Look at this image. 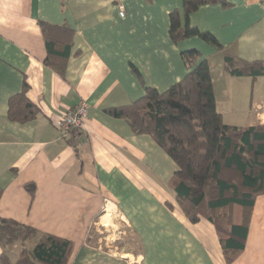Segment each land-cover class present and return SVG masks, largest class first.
<instances>
[{
	"label": "crops",
	"instance_id": "1",
	"mask_svg": "<svg viewBox=\"0 0 264 264\" xmlns=\"http://www.w3.org/2000/svg\"><path fill=\"white\" fill-rule=\"evenodd\" d=\"M224 1L186 17L183 0H0V217L71 240L68 264H131L94 237L114 227L123 236V225L140 243L139 264H264V194L245 248L227 263L215 226L191 222L180 207L170 185L173 158L150 134L105 112L139 99L146 87L163 92L180 82L192 69L182 53L196 49V62L210 64L224 122L264 124V74L225 69L227 55L264 62V0ZM174 12L221 47L199 35L174 41ZM40 21L73 31L69 56L53 55L65 63L63 75L46 63ZM24 83L40 112L19 122L8 116L9 100ZM82 100L88 115L71 144V131L65 136L58 123ZM27 183L35 184L34 195Z\"/></svg>",
	"mask_w": 264,
	"mask_h": 264
},
{
	"label": "trees",
	"instance_id": "2",
	"mask_svg": "<svg viewBox=\"0 0 264 264\" xmlns=\"http://www.w3.org/2000/svg\"><path fill=\"white\" fill-rule=\"evenodd\" d=\"M224 0H183L186 17L201 5ZM48 55L46 63L64 74V62L53 55L69 56L73 31L65 25L39 22ZM170 35L174 41L199 35L221 47L210 32H201L189 22L183 26L176 12L171 15ZM66 43L61 53L60 43ZM184 60L192 66L189 73L166 91L146 87L139 99L105 109L124 119L136 134H150L173 158L177 170L172 178L176 199L188 219L202 218L216 228L227 263L245 248L256 198L264 194V124L233 126L226 124L218 110L212 73L207 59L196 62L200 53L185 50ZM225 69L233 76L258 77L264 74L263 61H247L225 56ZM27 83L9 100L11 120L26 122L36 118L40 109L27 97ZM71 130V144H75ZM26 188L34 195L35 184ZM2 190H0V196ZM22 245L17 257L13 245ZM1 264H68L74 250L71 240L50 234L13 218L0 217Z\"/></svg>",
	"mask_w": 264,
	"mask_h": 264
},
{
	"label": "rangeland",
	"instance_id": "3",
	"mask_svg": "<svg viewBox=\"0 0 264 264\" xmlns=\"http://www.w3.org/2000/svg\"><path fill=\"white\" fill-rule=\"evenodd\" d=\"M109 211L103 216L102 221L107 222ZM119 228V227H118ZM118 228H111L109 231H100L95 233V241L97 245H101L105 250H111L113 253L123 254L131 264H139L140 257V243H138L136 236H133L127 226H122V229L126 231V234L119 236ZM128 231V232H127ZM121 237V238H120ZM97 239V240H96ZM22 249V245L19 243L13 245L10 249L11 256L15 259Z\"/></svg>",
	"mask_w": 264,
	"mask_h": 264
},
{
	"label": "built area",
	"instance_id": "4",
	"mask_svg": "<svg viewBox=\"0 0 264 264\" xmlns=\"http://www.w3.org/2000/svg\"><path fill=\"white\" fill-rule=\"evenodd\" d=\"M124 13L125 11L122 9L120 14L124 15ZM88 110V102L82 100L74 110L67 111L62 115V117H60L58 125L65 136H67L72 129H81L84 126Z\"/></svg>",
	"mask_w": 264,
	"mask_h": 264
},
{
	"label": "bare ground",
	"instance_id": "5",
	"mask_svg": "<svg viewBox=\"0 0 264 264\" xmlns=\"http://www.w3.org/2000/svg\"><path fill=\"white\" fill-rule=\"evenodd\" d=\"M110 212V211H109Z\"/></svg>",
	"mask_w": 264,
	"mask_h": 264
}]
</instances>
